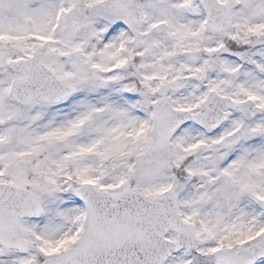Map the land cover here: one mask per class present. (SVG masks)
Masks as SVG:
<instances>
[{
    "label": "snow or ice",
    "instance_id": "snow-or-ice-1",
    "mask_svg": "<svg viewBox=\"0 0 264 264\" xmlns=\"http://www.w3.org/2000/svg\"><path fill=\"white\" fill-rule=\"evenodd\" d=\"M0 264H264V0H0Z\"/></svg>",
    "mask_w": 264,
    "mask_h": 264
}]
</instances>
